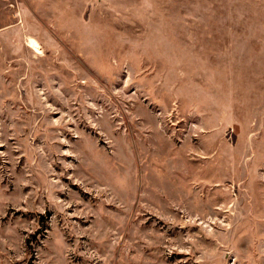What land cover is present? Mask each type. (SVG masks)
<instances>
[{
	"label": "rangeland",
	"instance_id": "374dc122",
	"mask_svg": "<svg viewBox=\"0 0 264 264\" xmlns=\"http://www.w3.org/2000/svg\"><path fill=\"white\" fill-rule=\"evenodd\" d=\"M0 264H264V0H0Z\"/></svg>",
	"mask_w": 264,
	"mask_h": 264
},
{
	"label": "bare ground",
	"instance_id": "6f19581e",
	"mask_svg": "<svg viewBox=\"0 0 264 264\" xmlns=\"http://www.w3.org/2000/svg\"><path fill=\"white\" fill-rule=\"evenodd\" d=\"M27 47L30 48L33 52L39 54L40 53V45L36 39L32 37L26 38Z\"/></svg>",
	"mask_w": 264,
	"mask_h": 264
}]
</instances>
